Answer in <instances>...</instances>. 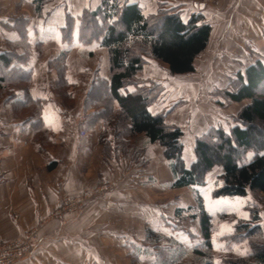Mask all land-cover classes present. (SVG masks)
I'll return each mask as SVG.
<instances>
[{
  "label": "crops",
  "instance_id": "0c3cea01",
  "mask_svg": "<svg viewBox=\"0 0 264 264\" xmlns=\"http://www.w3.org/2000/svg\"><path fill=\"white\" fill-rule=\"evenodd\" d=\"M34 1L0 0V55L10 53L12 44L20 40L14 29L16 20H30L28 45L18 51L10 68L19 65L32 73L29 92L14 86L4 93L0 90V245L39 227L66 199L105 184L119 187L94 198L75 216L44 226L33 254L18 264H132L135 251L146 242L148 229L175 241L188 240L190 234L200 239L202 232H195L198 224L188 218L185 231H180L176 212L196 207L193 191L215 187L223 170L214 168L204 187L174 189V177L160 145L139 135L126 139V153L121 150L124 142L110 131L106 141L112 157L105 160L100 141L104 124L89 126L88 115L96 110H87V100L93 82L98 77L109 78L107 51L98 46L81 47L75 31L68 63L69 81L75 87L69 105L52 91L57 75L49 70L50 62L62 51L64 24H53L60 22L61 15L51 12L59 8L57 3L69 7L65 12L76 18L86 9L98 8L102 0H54L40 15ZM129 1L145 15L155 14L158 4L165 2L169 9H180L186 20L196 15L212 28L208 47L195 62V72L185 75L189 82L179 84V76L170 77L164 67L156 65H147L142 74L144 79L164 84L168 94L150 112L173 110L166 122L185 133L184 157L190 163L195 138L222 124L221 118L228 113L211 103L212 90L224 88L237 71L244 73L264 60V0ZM36 102L41 109H36ZM66 110L69 117L63 114ZM83 130L85 137L81 136ZM134 166L139 170L133 172ZM202 199L206 212L211 213ZM194 243L189 240V245ZM138 261L156 264L158 258L143 253Z\"/></svg>",
  "mask_w": 264,
  "mask_h": 264
},
{
  "label": "trees",
  "instance_id": "16d2710c",
  "mask_svg": "<svg viewBox=\"0 0 264 264\" xmlns=\"http://www.w3.org/2000/svg\"><path fill=\"white\" fill-rule=\"evenodd\" d=\"M48 1L33 2L38 15ZM66 17L62 51L49 64V70L57 75L53 91L62 95L67 105L70 104L75 85L69 81L68 63L74 50L75 31L81 47L98 46L107 51L109 78L98 77L87 100V110L92 107L96 110L88 115L89 126L104 124L100 141L105 160L112 157V148L106 141L108 131L118 141L124 142L121 150L126 153L129 144L126 139L145 135L150 144L164 149L174 177L171 185L174 189L204 187L214 168H221L223 173L212 191L214 199L264 194V60L257 61L244 73L237 71L229 78L228 85L218 92L221 99L244 106L229 132L217 127L195 138L194 161L187 163L184 157L185 133L166 122L173 110H162L156 115L150 112L153 106L161 104L165 86L144 79L142 74L151 63L164 67L170 77L193 74L196 60L208 47L211 26L196 15L186 20L180 9H169L165 2L158 4L155 14L145 15L129 0H102L95 10L87 9L77 18ZM30 24V20H16L14 29L18 31L20 40L12 44L10 53L0 55V90L3 93L12 86L23 93L29 92L31 71L19 65L10 68V65L20 55L18 51L23 45H28L26 31ZM35 107L41 109L40 103L36 102ZM197 200L206 239L203 246L208 249L211 248L213 216L205 211L200 196ZM191 211L194 212L191 208L179 209L176 217L181 219L184 213ZM197 218L198 215L193 214L191 221ZM256 221L259 218H255ZM260 232L258 227H239L237 240H250V252L230 260L229 264H264V239ZM137 250L132 264H140L137 257L143 253L146 257H157L156 264H182L189 253L179 242L150 229L146 232L145 244ZM194 253L198 257L196 263L213 264L211 256L202 250L196 248Z\"/></svg>",
  "mask_w": 264,
  "mask_h": 264
},
{
  "label": "rangeland",
  "instance_id": "374dc122",
  "mask_svg": "<svg viewBox=\"0 0 264 264\" xmlns=\"http://www.w3.org/2000/svg\"><path fill=\"white\" fill-rule=\"evenodd\" d=\"M52 1L54 0H49L44 5V7ZM57 5H59V8L53 9L51 12L55 11L58 15L60 14L61 20L60 22L59 20H56L53 24L56 23L64 24L65 26L68 21V18L66 16L71 15L74 17V14H69L65 12V10L68 11L69 8L66 7L65 4L61 5V3H57ZM44 7L42 8V10L44 9ZM89 10H94V9L90 8ZM63 14H64V20L62 16ZM184 16L185 15L183 14V17ZM50 20L51 19L48 20V24L50 23ZM150 65L154 66L155 64L151 63ZM194 78L195 77L193 76V79ZM178 82L179 84L184 85V83L189 82V80L185 76L184 77L179 76ZM224 88L222 89L215 88L212 90L210 94L211 103L215 105L216 108H218L219 110L226 109L225 111L228 112L225 117L221 118L222 124H216L213 128L219 127V128H223V130H225L226 132H229L230 128L235 125V119L238 113L240 112L242 105H239L240 103L231 104L228 101L221 99V95L220 94L218 95V92L223 90ZM51 89L53 91V85L51 86ZM167 94L168 93L165 91L162 101H164ZM219 104L221 105L223 104V105L220 106ZM213 189H214V184L205 187L201 192L196 190L193 191L195 203H196V207L193 208L194 212L191 211L189 213L188 212L184 213L180 221L177 223L178 227H180V231H185L184 221L188 218L190 222L198 224V227L197 229H195V232L196 233L202 232L201 231L202 227L200 222L201 214L199 211L197 198H199L200 196V198L202 199L203 197L206 203V207H208L211 211V213L208 214L213 216V230L211 232V239H210L211 248L208 249L204 248L203 244L206 242L205 241L206 239L204 237L203 232L202 235H200L201 238L196 239L195 236H191L190 232L188 231V233L190 234L188 240L180 238V240L177 241L182 245V247H184V249H186L185 246L189 248V250L188 248L186 249L189 253L182 264H199V262L196 263L198 257L194 253V249L196 248L202 250L205 255L208 254L209 256H211L213 264H229L230 260L247 255L248 252H250L251 243L250 240H245L241 242L237 240L239 236L238 231L240 226H246L247 228L248 227L260 228L262 232L261 237L264 239V194L249 193L246 197H233V198L225 197V198L214 199L211 196ZM203 207L205 209L204 201H203ZM193 214L198 215V218L195 221H191V216ZM255 218H259V221L255 222ZM189 240L190 242L192 241L195 242L194 245H192L193 248L191 245H189ZM196 242L199 243L196 244Z\"/></svg>",
  "mask_w": 264,
  "mask_h": 264
},
{
  "label": "built area",
  "instance_id": "2783aa9c",
  "mask_svg": "<svg viewBox=\"0 0 264 264\" xmlns=\"http://www.w3.org/2000/svg\"><path fill=\"white\" fill-rule=\"evenodd\" d=\"M63 114L65 117L70 116V112L67 110L64 111ZM81 136H86L84 130L81 132ZM137 170H139V166L132 167L133 172ZM118 187V184H105L97 187L93 192L83 190L77 196L66 199L61 207L52 212L49 218L42 222L39 227L26 232L24 236L17 241L0 245V264H18L30 258L36 248L39 234L44 226L54 221H63L75 216L91 200L103 194L116 191Z\"/></svg>",
  "mask_w": 264,
  "mask_h": 264
}]
</instances>
